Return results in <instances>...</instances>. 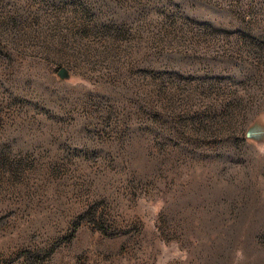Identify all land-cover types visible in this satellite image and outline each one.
<instances>
[{"label": "rangeland", "instance_id": "rangeland-1", "mask_svg": "<svg viewBox=\"0 0 264 264\" xmlns=\"http://www.w3.org/2000/svg\"><path fill=\"white\" fill-rule=\"evenodd\" d=\"M254 119L264 0H0V264H264Z\"/></svg>", "mask_w": 264, "mask_h": 264}, {"label": "trees", "instance_id": "trees-1", "mask_svg": "<svg viewBox=\"0 0 264 264\" xmlns=\"http://www.w3.org/2000/svg\"><path fill=\"white\" fill-rule=\"evenodd\" d=\"M86 6V5H85ZM246 128V127H245ZM244 127H242V130L239 132V136L242 140H246L243 136L244 133ZM105 212L103 210L99 209L98 206H95L93 204L90 205L88 209H85L81 214L79 220H76V223L73 225V232H75L78 227L82 224L85 219L90 222V224L98 231L102 232L103 234L110 235L113 234L115 231L111 230L112 228L111 223L106 218ZM118 233V232H117Z\"/></svg>", "mask_w": 264, "mask_h": 264}, {"label": "water", "instance_id": "water-1", "mask_svg": "<svg viewBox=\"0 0 264 264\" xmlns=\"http://www.w3.org/2000/svg\"><path fill=\"white\" fill-rule=\"evenodd\" d=\"M57 75L62 78L66 79L69 77L68 69L65 67H60L57 71ZM243 136L246 140H253L258 143L264 142V121L260 119H254L250 122L246 128L244 129Z\"/></svg>", "mask_w": 264, "mask_h": 264}]
</instances>
